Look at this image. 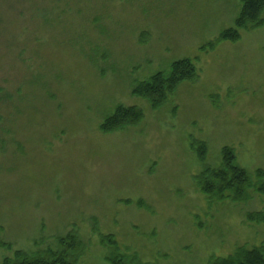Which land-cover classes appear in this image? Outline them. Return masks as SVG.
<instances>
[{
    "label": "rangeland",
    "instance_id": "1",
    "mask_svg": "<svg viewBox=\"0 0 264 264\" xmlns=\"http://www.w3.org/2000/svg\"><path fill=\"white\" fill-rule=\"evenodd\" d=\"M240 10L241 0H0V264L69 232L78 264H110L108 234L141 264L264 245V223L245 219L264 194L219 200L197 183L224 146L248 173L264 171V23L217 40ZM182 58L196 77L158 108L132 94ZM119 105L142 120L102 131Z\"/></svg>",
    "mask_w": 264,
    "mask_h": 264
},
{
    "label": "trees",
    "instance_id": "2",
    "mask_svg": "<svg viewBox=\"0 0 264 264\" xmlns=\"http://www.w3.org/2000/svg\"><path fill=\"white\" fill-rule=\"evenodd\" d=\"M264 0H241V10L235 20L236 27L222 30L217 38L238 40V28L260 26L264 23L261 13ZM216 40V41H217ZM215 42V41H214ZM214 42L208 43L212 47ZM206 46V47H207ZM196 77V68L191 58L172 61L167 69L159 70L149 78L134 84L132 94L147 100L153 109L158 108L183 81ZM143 118V111L136 106H117L100 125L104 132H113L129 125H136ZM199 154L205 152L204 142L195 141ZM202 152V153H201ZM221 165L217 168H205L197 178L201 191L211 198L232 201H246L252 192L264 194V171L257 169L248 173L236 162L232 147L222 148ZM140 201H138L139 203ZM245 219L249 222L264 223V208L248 212ZM56 248H46L39 252L14 250L11 257H5L2 264H78L82 242L74 232L58 238ZM101 243L109 248L105 257L110 264H141L136 255L120 254L115 239L111 235H101ZM206 264H264V245L239 246L224 257H211Z\"/></svg>",
    "mask_w": 264,
    "mask_h": 264
}]
</instances>
